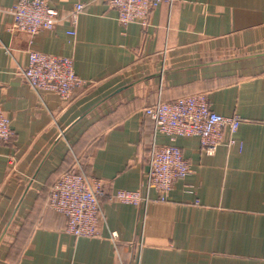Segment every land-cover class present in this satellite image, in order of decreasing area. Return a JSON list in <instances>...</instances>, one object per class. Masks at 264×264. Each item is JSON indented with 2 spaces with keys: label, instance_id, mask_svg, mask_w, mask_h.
<instances>
[{
  "label": "crops",
  "instance_id": "crops-1",
  "mask_svg": "<svg viewBox=\"0 0 264 264\" xmlns=\"http://www.w3.org/2000/svg\"><path fill=\"white\" fill-rule=\"evenodd\" d=\"M48 1L63 13L85 3L75 35L68 20L14 30L17 0H0V109L14 130L0 143V264H264V0L163 2L145 26H122L104 0ZM32 50L73 57L86 84L70 101L35 90L21 74ZM196 92L241 118L213 155L198 136L156 134L145 112ZM153 142L179 146L191 173L168 201L114 200L144 187ZM77 168L106 184L96 237L67 233L49 206Z\"/></svg>",
  "mask_w": 264,
  "mask_h": 264
},
{
  "label": "built area",
  "instance_id": "built-area-1",
  "mask_svg": "<svg viewBox=\"0 0 264 264\" xmlns=\"http://www.w3.org/2000/svg\"><path fill=\"white\" fill-rule=\"evenodd\" d=\"M117 11V20L122 26L136 22L145 26L152 7L163 2L172 5L174 0H104ZM85 3H76L63 13L52 6L48 0H17L11 7L13 29L35 35L41 29H53L63 20H68L69 34H76V26ZM75 61L71 56L32 50L28 64L21 70L27 83L37 91L50 90L70 101L78 89L86 84L75 71ZM152 118L156 134H164L172 141L179 136H198L203 150L213 155L225 141L228 131V144L234 138L241 118L239 115L226 116L211 108L205 92L185 94L172 100H159L145 108ZM14 135L10 117L0 109V143L10 140ZM148 171L143 188L118 189L113 199L147 206L151 201H168L175 183L184 179L192 171L182 149L173 144L153 142L147 151ZM151 190L156 196L150 195ZM106 194V184L101 178L88 175L83 169L69 170L53 183L49 206L67 217L66 232L76 237H96L102 215L101 198ZM112 236H116L112 233Z\"/></svg>",
  "mask_w": 264,
  "mask_h": 264
}]
</instances>
